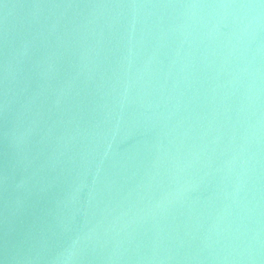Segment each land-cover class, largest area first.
<instances>
[{
	"label": "water",
	"instance_id": "water-1",
	"mask_svg": "<svg viewBox=\"0 0 264 264\" xmlns=\"http://www.w3.org/2000/svg\"><path fill=\"white\" fill-rule=\"evenodd\" d=\"M0 264H264V0H0Z\"/></svg>",
	"mask_w": 264,
	"mask_h": 264
}]
</instances>
